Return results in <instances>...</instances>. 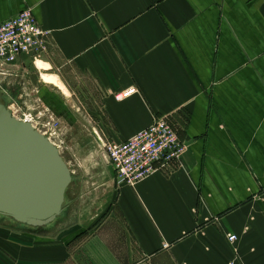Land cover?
<instances>
[{"label":"crops","instance_id":"1","mask_svg":"<svg viewBox=\"0 0 264 264\" xmlns=\"http://www.w3.org/2000/svg\"><path fill=\"white\" fill-rule=\"evenodd\" d=\"M26 9L49 48L0 87L68 126L79 188L47 227L0 224V264H264V0H0V23ZM154 114L188 150L117 188L92 141H125Z\"/></svg>","mask_w":264,"mask_h":264},{"label":"built area","instance_id":"2","mask_svg":"<svg viewBox=\"0 0 264 264\" xmlns=\"http://www.w3.org/2000/svg\"><path fill=\"white\" fill-rule=\"evenodd\" d=\"M50 36L51 31L38 23L32 9H26L1 22L0 79L11 75L9 67L21 56L46 53ZM134 93H137V89L132 87L117 93L116 98L124 99ZM9 105L13 115L24 122L32 123L39 130V125L42 126L44 130L40 131L44 134L50 131L56 134L61 130V119L48 107H40L35 103L31 112L20 116V109L14 108L18 103ZM98 142L101 159L114 170L117 188L125 184L136 185L158 172L170 171L181 160L189 146L187 141L180 138L168 118L157 114L153 115L148 127L125 141L98 139ZM228 239L233 243L238 236L230 233Z\"/></svg>","mask_w":264,"mask_h":264},{"label":"water","instance_id":"3","mask_svg":"<svg viewBox=\"0 0 264 264\" xmlns=\"http://www.w3.org/2000/svg\"><path fill=\"white\" fill-rule=\"evenodd\" d=\"M73 174L59 147L18 119L0 91V217L31 228L62 215Z\"/></svg>","mask_w":264,"mask_h":264},{"label":"rangeland","instance_id":"4","mask_svg":"<svg viewBox=\"0 0 264 264\" xmlns=\"http://www.w3.org/2000/svg\"><path fill=\"white\" fill-rule=\"evenodd\" d=\"M32 72L37 77H39L40 72H47V71L46 70H42V69L39 70L36 66H34ZM43 80H44V77H43ZM0 91L2 92V88L1 87H0ZM29 92H31L30 89H29ZM3 94H5L4 97H5V99H6V101L8 103L12 104V102L15 101V100L8 99V97L6 96V93H3ZM26 103H27L26 107L21 105V103H18V105L16 107H14L15 109H17V107L20 109V112H19L20 116H23L24 114H27V113L32 111L31 106H28V102H26ZM36 103H38L40 105V107H43V103L40 101V99L38 101L36 100ZM77 115H79L78 112H77ZM61 123H62L61 130L58 131V133L56 132V134H53L52 131H50V132H47L46 134H47V136H49L51 138V140H53V142H55L57 145H59L61 154L63 155L65 161L68 163V165H69V167H70V169L72 171L73 182L71 183V185H70V187H69V189L67 191L66 197H68L69 195H71L72 192H74L76 190L78 192V188L79 187H78V183H76V179H77V176L80 175L79 170L77 169V167L79 165L78 160H79L80 156H79V154H77L78 150H79V147L77 146V141H73L72 142L68 138L67 135L69 134V128H68L67 125L63 124L62 120H61ZM81 126H83V128L86 130V125L79 124L77 126V128L79 129V127H81ZM92 126H90V128H93ZM39 127L41 129H43L42 126L39 125ZM92 142H93V144H92L93 146L92 147L97 151L98 155L100 156V154H99V145L100 144L98 142V138L97 139H93ZM75 177H76V179H75ZM79 192H80V190H79ZM65 204H66V202H65ZM60 217L58 219H60ZM0 224L5 225V226H7L9 228L10 227H17L16 223H14L13 221H11V220H9L7 218H3V217H0ZM20 227H22V226H20ZM23 228L26 231H31L32 230V228H28L27 226H24Z\"/></svg>","mask_w":264,"mask_h":264}]
</instances>
